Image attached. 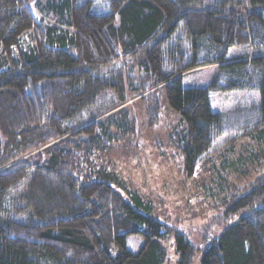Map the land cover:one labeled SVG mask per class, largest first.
Wrapping results in <instances>:
<instances>
[{
  "label": "trees",
  "instance_id": "1",
  "mask_svg": "<svg viewBox=\"0 0 264 264\" xmlns=\"http://www.w3.org/2000/svg\"><path fill=\"white\" fill-rule=\"evenodd\" d=\"M209 66L208 86L184 85ZM230 90L261 101L216 111L213 92ZM160 93L180 114L184 177L222 153L197 240L111 157L141 134L129 99L156 123ZM239 139L253 148L235 152ZM0 264H264V0H0Z\"/></svg>",
  "mask_w": 264,
  "mask_h": 264
},
{
  "label": "rangeland",
  "instance_id": "2",
  "mask_svg": "<svg viewBox=\"0 0 264 264\" xmlns=\"http://www.w3.org/2000/svg\"><path fill=\"white\" fill-rule=\"evenodd\" d=\"M179 36L183 39L181 53L190 55L191 42L184 29L180 31ZM251 52V47L233 46L229 49L228 56L238 57ZM216 70L215 66L200 68L185 76L183 83L186 87L208 86L214 79ZM127 72L136 77L134 82L137 83L147 84L152 80L145 66L135 65ZM159 98L162 107L156 123L152 121L154 115L144 109V102L138 103L136 100L138 97L129 99L128 104L133 106L137 114L141 134L137 138L133 136V138L120 140V147L111 150V157L117 162L121 173L149 198L155 199L159 209L166 213L169 219L181 221L189 230L192 227L194 238L197 240L200 236L201 225L206 220H211L214 215L208 209V201L203 199L205 194L207 198L211 197L213 203L219 202L209 193L212 189L208 186L214 183L217 165L222 166L220 156L222 153L214 154L213 158L207 160L205 166L195 177H184L182 173L183 153L181 149L171 145L173 134L181 126L180 114L168 106L165 94L160 93ZM103 101L104 108H106L117 99L111 92ZM260 101V93L252 90L217 91L212 94L214 108L221 112L251 106ZM149 123L152 124L148 125ZM235 137V134L222 136L211 151L224 150L230 144L229 141ZM233 145L235 152L247 153L252 147L248 139H239ZM260 168V161L250 163L247 175L241 177V180L252 181ZM233 181L238 182L239 179ZM140 241L141 239L138 238L133 244L137 247ZM167 244L170 245V241Z\"/></svg>",
  "mask_w": 264,
  "mask_h": 264
}]
</instances>
